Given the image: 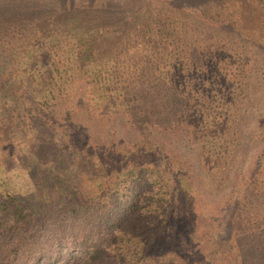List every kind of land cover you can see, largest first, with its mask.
<instances>
[{
  "label": "trees",
  "instance_id": "16d2710c",
  "mask_svg": "<svg viewBox=\"0 0 264 264\" xmlns=\"http://www.w3.org/2000/svg\"><path fill=\"white\" fill-rule=\"evenodd\" d=\"M39 1L20 0L17 10L7 12V3L0 2V29L5 23L22 28L46 51L32 72L0 75V136L19 124L27 141L34 139L27 145L57 154L67 150L59 146V129L70 123L88 144L96 121L118 126L137 137L134 142L149 141L148 134L165 169H149L151 161L133 158L136 165L105 185L97 183L98 193L83 198L71 191L56 206L49 200L38 210L35 200L48 198L45 192L35 183L30 197L19 194L0 159V264H143L168 222L178 216L187 229L200 212L178 198L183 170L170 169L172 149L174 159L188 160L187 168L194 161L209 174L214 190L238 154L254 157L246 185L234 176L223 221L211 222L202 237V226L195 224L186 236L189 245L204 240L207 250L189 246L179 254L181 264H264V86L253 89L264 85V3L159 0L164 12H149L138 0ZM41 6L50 11L38 16ZM2 36L7 44L15 42L12 32ZM69 109L85 111V129L60 119ZM5 142L0 157L10 158L11 143ZM116 144L107 157L122 156ZM164 170L175 174H166L171 182ZM115 243L126 261L111 253Z\"/></svg>",
  "mask_w": 264,
  "mask_h": 264
},
{
  "label": "rangeland",
  "instance_id": "374dc122",
  "mask_svg": "<svg viewBox=\"0 0 264 264\" xmlns=\"http://www.w3.org/2000/svg\"><path fill=\"white\" fill-rule=\"evenodd\" d=\"M42 1L43 0H40L39 3ZM59 1L67 5L68 3H72L76 0ZM138 1L144 2L139 3L142 10L145 9L149 12H154L155 7L163 12L165 10V4H160L159 0ZM162 1L165 3V0ZM205 1L208 2V0H204L203 3H206ZM209 1L210 5H212L216 0ZM227 1L228 3H232L231 0ZM0 2L7 3V9L3 10L5 12L15 9L17 10L18 7L15 6L20 4V0H0ZM47 2H50L49 4H57L56 0H49ZM257 2L264 3V0H255V3ZM231 7L235 10L233 5H231ZM44 11L49 12L50 8H46L44 10L43 6L40 8L38 7L35 14L39 16L42 15ZM204 11L210 13L212 12L208 6L204 7ZM136 12H138V10ZM228 12H230V8ZM248 25L250 26V24ZM248 25H245V27L249 29ZM12 26L13 25L11 24L9 25L5 23V25L2 26V29H0L1 33L12 32L15 41L12 44H7V39H5L4 36L0 37V75L7 73L8 71L14 73V75L28 74L45 60L46 51L39 43L35 42L29 32L23 31L22 28H14V26ZM263 86L264 85L262 84H258L254 86L253 89L260 90ZM5 97L8 103H12L9 96ZM67 113L68 115L66 118H63L61 115L60 119L64 121H77L78 130L84 128L85 124L88 123L86 113L83 109H78L75 112H71L69 109L67 110ZM100 124V122L96 121L91 123L92 129H89L92 136L89 137L90 141L88 144L87 139L85 140V133L81 130L83 139L86 141V143L83 144L81 143V138H77V136L74 135L73 126H70V123L65 128L59 129L60 132L57 134L59 137V146H62L67 150H71L69 153H67V150L60 151L62 156L60 152H58L59 154L52 153L53 148H49L48 155V149H45L44 154L40 153L42 152V149H39V151L34 150V145H29L30 143H35L34 139L32 138L30 142L27 141V137L23 136L19 129L21 125L12 124L11 134L4 133V137L0 136V149L3 151L5 149V140H9L11 143L10 149L13 151H11L12 154H10V158H6L5 156L0 157L3 162L2 165L4 166L2 172L12 179L15 184L16 191L21 195H29L30 197V195L34 192L35 183L39 185L40 189L45 192L44 195H47L48 197L45 198V200H37V197L35 198V202L38 206L37 209L41 210V208H46L47 204L45 203H48L49 200L53 202L51 203L52 205L56 206L54 201L71 191L78 194L80 191L83 198H87L88 195L92 196L93 194L98 193V191H94L98 190V188H96L97 183L105 185L103 182H108L114 177L120 176L121 173L131 167V165H136L135 162H133V158L138 161L140 159L151 161L148 163L151 166L148 167L149 169H165L163 167L164 160H162V155H158L160 153L159 150H156L155 152L152 151L153 143L148 134H146V136L149 141L134 142L137 140V137L128 136L126 133L117 131L119 130L118 126L105 128L100 126ZM2 125L6 127L7 124L3 122ZM44 128L47 130L50 127L47 125V127ZM51 133L52 131L48 133V137ZM25 141L27 143L29 142V144L27 145ZM129 141H132L134 146ZM18 143L20 144L19 146ZM16 144L18 147L15 146ZM113 144L122 148V156L119 159H113L106 156V154L110 155V150L112 149L111 146H113ZM250 145L254 146L255 143L251 142L249 146ZM35 151H37V153ZM174 153V149L169 151V157L171 158L170 169L172 171L178 169L183 170V172L180 173L182 177L179 174L177 176L178 180H183L184 185L183 191L179 190L178 198L182 195L184 199H188V203L186 205H188L189 208H199L200 212L196 214L197 217L195 219L188 223L187 229L181 224L182 221L180 218L178 219L176 212H174V216H177V218L174 217L165 225V234L158 241L157 245H154L149 250L143 264H181L179 254H186L189 250V246H197L200 249L199 251L207 250L203 246L204 240L201 242L199 240L195 242L194 245H189L186 236L195 224L198 225L199 223L202 226L199 232V237H202L209 232L208 227L211 222H216V220L219 222L223 221V216L227 211L226 209L231 206V201L226 198V195H229V191L232 188L231 185L235 180L234 176L237 175L236 177H238L239 180L241 179L239 185H246L243 181H245V175L251 169V164L254 160L251 152H249L248 155L238 154L236 158L234 160L232 159L227 166V177H224V179L219 181L220 189L214 190L212 189L213 187H210V181H213V179L210 178L209 174L204 172L206 175H203V170L197 169V164L194 163V161L191 163V166L187 168L186 162L188 160L184 159V163L179 159V156H177V159H174ZM152 154H154L155 157ZM183 156L186 157V155ZM59 157H61V159L57 161L56 158ZM4 159H6V161H4ZM102 163L103 166H101ZM171 170L170 174L164 170L163 175L165 176L164 178L167 183L170 178L169 176H171V178L175 176V174H171ZM200 171H202V176L200 179H196ZM186 178L189 179L186 180ZM169 180L171 182V179ZM144 204L145 200H143L142 205ZM191 235L197 239L195 233L192 232ZM160 244L165 247L160 246ZM113 247L115 249H112L111 253H115L117 261H126L125 255L119 254L120 251H124V248H119L118 243L113 244ZM136 250L137 248H135V251Z\"/></svg>",
  "mask_w": 264,
  "mask_h": 264
}]
</instances>
